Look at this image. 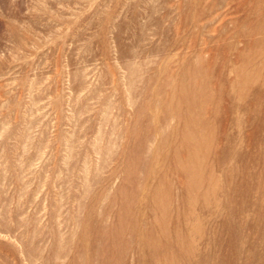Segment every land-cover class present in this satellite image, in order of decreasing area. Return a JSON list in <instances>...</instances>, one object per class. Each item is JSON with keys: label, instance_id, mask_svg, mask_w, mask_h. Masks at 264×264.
<instances>
[{"label": "rangeland", "instance_id": "obj_1", "mask_svg": "<svg viewBox=\"0 0 264 264\" xmlns=\"http://www.w3.org/2000/svg\"><path fill=\"white\" fill-rule=\"evenodd\" d=\"M0 264H264V0H0Z\"/></svg>", "mask_w": 264, "mask_h": 264}]
</instances>
